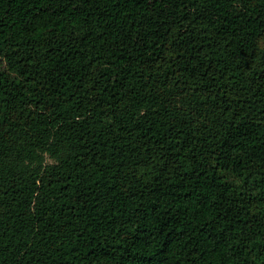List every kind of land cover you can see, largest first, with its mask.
I'll return each instance as SVG.
<instances>
[{
  "label": "trees",
  "instance_id": "16d2710c",
  "mask_svg": "<svg viewBox=\"0 0 264 264\" xmlns=\"http://www.w3.org/2000/svg\"><path fill=\"white\" fill-rule=\"evenodd\" d=\"M0 264H264V0H0Z\"/></svg>",
  "mask_w": 264,
  "mask_h": 264
}]
</instances>
